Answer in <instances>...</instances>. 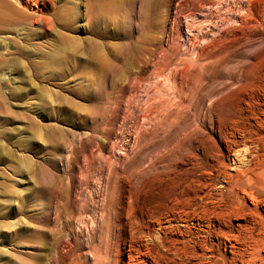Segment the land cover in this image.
I'll return each mask as SVG.
<instances>
[{"label": "rangeland", "instance_id": "obj_1", "mask_svg": "<svg viewBox=\"0 0 264 264\" xmlns=\"http://www.w3.org/2000/svg\"><path fill=\"white\" fill-rule=\"evenodd\" d=\"M10 2L0 264L229 257L202 207L264 161V0Z\"/></svg>", "mask_w": 264, "mask_h": 264}, {"label": "bare ground", "instance_id": "obj_2", "mask_svg": "<svg viewBox=\"0 0 264 264\" xmlns=\"http://www.w3.org/2000/svg\"><path fill=\"white\" fill-rule=\"evenodd\" d=\"M20 1H25L26 4L34 2L36 5L40 1L42 7L39 9V17L33 21L36 24L40 23L46 30L43 19L48 21L49 19L44 17L43 10L47 11L48 5L51 6L53 0ZM26 19V16L20 14L10 0H0V33L6 26ZM258 147L264 149V141H259ZM243 160L239 161L245 163L240 166L237 174L227 176L229 181L225 191L226 198L221 201L222 204L216 206V203H212L210 207L209 203H205L202 207L206 211L208 222H217V227L211 225L210 228H213L217 239H224L223 248L230 254L229 257L220 255L219 261H213V259L209 261V264H264V216L257 212V208L261 205L260 201L252 197L247 190L254 187L261 195H264V161L256 160L251 165L252 160L251 162ZM243 196H250L252 207L245 205ZM262 207L264 208V204ZM202 219L205 220V213ZM233 221L241 222L233 224ZM94 264L101 263L95 261Z\"/></svg>", "mask_w": 264, "mask_h": 264}]
</instances>
